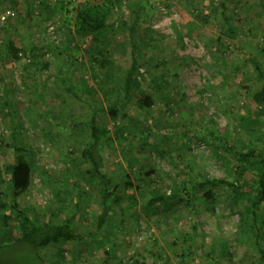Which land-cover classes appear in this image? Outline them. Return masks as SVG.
Segmentation results:
<instances>
[{
    "label": "rangeland",
    "instance_id": "1",
    "mask_svg": "<svg viewBox=\"0 0 264 264\" xmlns=\"http://www.w3.org/2000/svg\"><path fill=\"white\" fill-rule=\"evenodd\" d=\"M106 1L112 5L108 37L101 45H91L73 34L70 16L60 8L66 1L0 0V16H5L0 21V167L14 160L6 146L14 135L32 165V187L18 199L19 205L38 223L50 211L60 220L74 214L83 234L94 231L100 183L85 175L81 130L90 107H105L97 88L105 72L122 84L132 42L140 63H147L139 70V87L122 105L127 117L143 124L128 125L127 119L114 120L105 111L97 114L98 125L110 132L128 125L121 145L103 151V171L112 180L124 172L130 175L138 186L133 190L136 202L113 208L94 239L45 248L40 256L48 258V264H258L255 236L238 229L239 213L246 214L243 202L219 188L213 192L215 203L208 205L201 198L205 187L188 207L190 195L181 185L192 191L189 181L201 180L200 175L232 181L234 153L263 148L264 120L253 126L258 117L251 99L263 81L249 58L256 59L264 74V0ZM133 12L141 25L130 40L125 26ZM184 29L193 32L183 34ZM9 37L26 56L32 52L36 57L11 62L3 50ZM92 56L107 60L106 71L93 64ZM163 73L165 85L158 92L148 74L161 78ZM69 87L83 101L74 98ZM144 96L150 97L149 105ZM145 122L154 147L140 152L138 138L145 136ZM203 135L208 145L202 150L197 139ZM226 142L228 152L222 149ZM158 149H163V157L156 154ZM149 169L158 174L137 176ZM245 179L255 181L251 174ZM154 188L180 197V202L171 212L160 204L149 207ZM82 189L90 190L84 199L77 195ZM1 194L8 203L5 181L0 182ZM257 213L263 225L264 212ZM14 225L11 230L18 237ZM260 234L258 243L264 247V226ZM2 238L8 240L2 243ZM1 243L0 264H43L26 244L4 236L0 223Z\"/></svg>",
    "mask_w": 264,
    "mask_h": 264
},
{
    "label": "trees",
    "instance_id": "2",
    "mask_svg": "<svg viewBox=\"0 0 264 264\" xmlns=\"http://www.w3.org/2000/svg\"><path fill=\"white\" fill-rule=\"evenodd\" d=\"M10 3H16L17 0H9ZM71 2L66 1V3H60V8L65 10V13L70 16V20L73 23V34L75 37L82 41L83 43H88L91 45H101L105 39L108 37V30L111 28L109 23V18L112 15V5L106 0L102 1H87L77 6H71ZM65 5V6H64ZM65 14V16H67ZM132 20L129 26H125L129 33L130 40L133 39V33L135 29L141 25V20L136 12L132 13ZM184 16V15H183ZM228 22V21H226ZM123 25H127L125 22L121 21ZM234 30V29H233ZM193 30H183V34L191 35ZM133 41V40H132ZM34 49V48H33ZM5 57L9 58L11 62H18L21 57L26 56L25 49L14 39L9 37L6 40L5 46L3 48ZM47 50V49H46ZM132 52H131V63L129 68L125 71L122 84L119 85L114 83L109 74L106 71L107 60H104L102 56H92L91 61L93 64H97L100 69H105V74L102 80L98 81V87L101 88L100 91L103 93L102 98L105 101V107L100 106L97 109L90 107V116L84 124L85 129L81 130V136L83 140V149L80 152L81 159L88 164V168L85 171V175L89 179L96 178L100 186L98 187V195L96 202L100 206V211L95 217L94 231L83 234L78 225L74 214L71 216L64 217L63 219H58L59 215L55 212L50 211L45 220L42 223H38L31 219L27 212L23 210L19 205V198L30 191L32 187V165L25 157V150L20 146L19 142L15 139L14 135L11 138V144H6V146L12 149L14 153V160L0 167V182H6L7 191V201L3 198V194L0 195V223L2 234L6 237L9 236L11 241L24 243L30 247L35 254H39L40 251L45 248H55L59 245L66 244L69 242L75 243H85L90 239H94V236L106 225L108 217L112 212L113 208H122L124 203H135V195L133 190L138 189L137 185L134 183L126 172L121 174L117 179H110L109 176L103 171L104 170V157L103 151L109 149L115 151L119 142L125 139V135L128 132V125H137L143 121L133 117H127L122 109L123 101L129 98L136 91L140 85V69L142 65L140 63L141 55L135 52V48L132 42ZM26 57L34 59L36 56L34 53L30 52ZM1 58V56H0ZM143 59V56H142ZM252 62L255 70L258 73L259 79L263 81L262 87L253 92L251 99L254 105L257 107V117L258 119L252 121L253 126L259 125V119L264 120V74L260 70L259 64L255 61V58H249ZM44 68H47V62H45ZM149 72V68H148ZM153 78L148 74V79L150 83L155 87L158 92H161L163 86L165 85V79ZM168 78V77H167ZM99 79V78H98ZM161 79V80H157ZM100 83V84H99ZM68 91L77 100L83 101L80 95L71 93L69 87ZM182 94L181 98L183 99ZM145 104L149 105L150 97H143ZM85 102V100H84ZM106 112L109 117L117 120L120 116L122 119H127L128 125H121L115 130L110 132L109 130L100 127L97 121V114L101 112ZM143 124V123H142ZM140 124V125H142ZM144 133L145 136L140 137L139 147L140 152H145V148L149 150L154 147L151 140H148L150 131L147 130L149 125L144 123ZM147 127V128H146ZM248 130L247 128H245ZM187 131V130H186ZM185 131V132H186ZM185 132L182 135L185 137ZM147 135V136H146ZM197 146L208 145L207 137L201 136L197 139ZM121 145V144H120ZM149 146V147H147ZM225 152L231 150L230 146L226 142L223 144L222 148ZM156 154L159 157H163V149H158ZM233 167L235 169L233 173V180L228 181L226 179H215L208 178L207 176H202L201 180L193 181L190 180L192 191L185 189L184 184H179L183 188L185 194H189L190 199L186 202L188 207H192L193 200L197 199V193L199 190L209 187L206 193H203L202 199L208 205H212L216 201L215 190L221 188L225 189L233 199H238L243 202V209L246 214L239 213L240 225L238 227L239 232L246 235L250 234L255 236L257 250H258V264H264V247L259 244L261 239V229L264 226L259 224V218L257 211L264 212V145L263 148L258 149L256 147H246L245 149L238 150L234 153ZM158 174L155 169H149L143 173H137V176L149 178L152 174ZM246 174H251L255 178V181H248L245 179ZM203 178V179H202ZM5 179V180H4ZM80 195L78 198L84 199V196L90 194L89 189H82L79 191ZM151 199H149L148 206L155 207L160 204L163 211L171 212L169 210L175 208L176 203L180 202V197L174 194H166V191L160 190V188H154L150 190ZM3 198V199H2ZM83 201H77L76 206L79 207ZM8 210V211H7ZM210 212L214 213V206L209 207ZM261 218V216H260ZM15 223L13 226L15 232L18 233V237L12 233L11 224ZM181 237L185 240L186 235ZM6 241L8 238L5 239ZM3 238L2 243L6 242ZM0 244V248L5 244ZM60 251V250H59ZM43 264H48V258H42ZM184 258V254H181V258ZM51 259V258H49ZM47 262V263H46Z\"/></svg>",
    "mask_w": 264,
    "mask_h": 264
},
{
    "label": "built area",
    "instance_id": "3",
    "mask_svg": "<svg viewBox=\"0 0 264 264\" xmlns=\"http://www.w3.org/2000/svg\"><path fill=\"white\" fill-rule=\"evenodd\" d=\"M47 3H56V2H65V1H70V2H75L76 5L82 4L84 2H86L87 0H43ZM5 20V16L1 15L0 16V21H4ZM199 148H201L202 150L204 149V147L202 145L199 146Z\"/></svg>",
    "mask_w": 264,
    "mask_h": 264
}]
</instances>
